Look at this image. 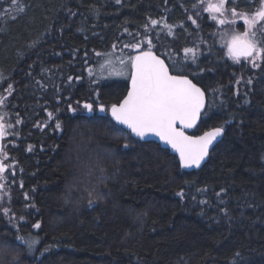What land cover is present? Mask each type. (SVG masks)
Here are the masks:
<instances>
[{
	"label": "trees",
	"instance_id": "trees-1",
	"mask_svg": "<svg viewBox=\"0 0 264 264\" xmlns=\"http://www.w3.org/2000/svg\"><path fill=\"white\" fill-rule=\"evenodd\" d=\"M256 3L239 0V11H254ZM194 4L0 0V96L7 97L0 113L16 133L9 145L26 135L34 149L20 145L22 157L12 155L14 167L0 181V195L13 193L5 205L17 218L10 224L0 212V264H264V67L252 76L231 66L211 37L213 22L193 14ZM151 20L161 24L152 29ZM145 35L162 58L167 52L182 60L183 48L194 45L202 52L188 72L208 107L192 135L223 126L224 136L196 172H182L155 144L133 140L98 106H82L97 93L106 108L126 95L128 81L97 75L92 82L88 69L98 68L95 53L119 56ZM16 235L39 240V251L27 252Z\"/></svg>",
	"mask_w": 264,
	"mask_h": 264
},
{
	"label": "snow or ice",
	"instance_id": "snow-or-ice-1",
	"mask_svg": "<svg viewBox=\"0 0 264 264\" xmlns=\"http://www.w3.org/2000/svg\"><path fill=\"white\" fill-rule=\"evenodd\" d=\"M12 3L16 4L17 0H12ZM116 3L119 4L120 0H116ZM199 4L201 10L208 13L216 24L229 26V30L223 34L222 38L225 40L224 47L230 60L234 63H241L243 59L249 62L253 68L264 67V0H257L254 11L247 13L239 11V0H199ZM193 7L196 8L197 5L194 4ZM20 11L22 12L23 9L21 8ZM196 15L199 17V12ZM188 19L192 24H197V20L192 16H189ZM238 19L243 21V26H246L244 31L236 30L235 25ZM159 24L161 21H150L152 29H155ZM144 27L147 32L149 25ZM163 27L168 29L167 35L173 34L172 25L164 23ZM133 40L135 42L123 45V48L131 50L127 55L124 54L123 48L119 56H116L115 52L95 53L100 58L97 60L99 73L95 72L93 68L88 69L89 76L94 77L92 82H97L95 77L97 75L103 77L105 72L107 77L125 78L128 81L126 95L107 108L112 119L117 124L126 126L133 135L141 139L149 135L159 137L161 141L170 145L178 153L181 167L199 168L201 162L208 156L209 147L224 132L223 126L212 128L199 136L189 135L185 131L196 126L202 113L208 107L205 91L198 87L193 79L189 78L190 73L188 72L189 68L197 64L202 52L198 46L194 45L183 48L182 60L172 59L171 54L167 52L163 54L165 58H162L153 52L155 45L149 36L145 35L140 40L133 37ZM112 48L115 49L116 45H112ZM85 56H87V52ZM166 59L172 60V63H166ZM191 75L195 76L196 73L193 72ZM67 79L71 86L73 77L68 76ZM75 79L79 80L80 77L77 76ZM236 83L239 84L240 81L237 80ZM247 83L251 84L252 80L249 79ZM6 91L8 95L12 94L11 84L8 85ZM96 95L97 99L85 102L82 105L83 108L92 112L96 105L100 112H105V104L98 103L99 94ZM6 100L7 97L0 96V108L6 107ZM76 103L79 105L80 102L77 100ZM67 106L70 111H76L71 100ZM6 115L7 112L0 113V140L6 139L10 134H16L9 132L13 125L5 120ZM48 118L55 119L54 114L48 112ZM16 123H21L18 114ZM55 127L57 129L61 127L58 120ZM28 150H32L31 146ZM8 159L4 145L0 144V181H5L7 179L5 173L9 168L14 167L5 163ZM12 175L14 176L15 173L12 172ZM0 189H5L4 183H0ZM176 194L181 198L185 196L183 190ZM5 195H0V202L4 201ZM10 199L8 196L9 201ZM193 199L195 198L193 197ZM201 203H207V201H201ZM11 211L9 207L0 208V212L10 224L14 219H17L14 215H10ZM18 219L23 221L25 217L20 216ZM14 227L17 226L14 225ZM32 227L39 229L41 225L37 222ZM15 240L24 245L27 252L39 251L37 245L40 242L37 239H27L16 235ZM49 251V248L44 249L45 253Z\"/></svg>",
	"mask_w": 264,
	"mask_h": 264
},
{
	"label": "rangeland",
	"instance_id": "rangeland-1",
	"mask_svg": "<svg viewBox=\"0 0 264 264\" xmlns=\"http://www.w3.org/2000/svg\"><path fill=\"white\" fill-rule=\"evenodd\" d=\"M197 7L194 8L193 10V14H196L197 12H199L200 15H206L208 20L213 22L214 24V29H213V32L211 34V37L212 39L215 41V45L217 46V48H219L221 51H223V53L225 52V55H226V48L224 47L225 45V40L222 38L223 37V34L229 30V26L225 25V26H220L218 24H216L213 20H211V18L209 17V14L206 13V12H203L201 10V7H200V4H199V0H193ZM189 16H192L191 14H189ZM193 18V17H192ZM191 21V20H190ZM235 28L237 31H244L246 29V26H243V21L242 20H237V23L235 25ZM128 51V49H127ZM227 56V55H226ZM113 59H115V57H113ZM227 59L229 60L231 66L235 67L237 71L240 70L241 67L243 68H246L248 70H250L251 72V75H255L256 72H258L259 68H253L252 65L247 62V61H244L243 59L241 60V63H234L232 60H230L228 57ZM118 66V65H117ZM97 73H99V69L97 68L96 70ZM100 77V76H99ZM103 79H107V80H112V81H127L125 78L123 77H107V73L105 72L104 73V76L101 77ZM262 79V78H261ZM101 80H99L100 82ZM100 112V111H98ZM104 114H107L108 113V110L106 108V111L105 112H102ZM27 238V237H25ZM31 239H34V238H31ZM4 258V256L2 257Z\"/></svg>",
	"mask_w": 264,
	"mask_h": 264
},
{
	"label": "water",
	"instance_id": "water-1",
	"mask_svg": "<svg viewBox=\"0 0 264 264\" xmlns=\"http://www.w3.org/2000/svg\"><path fill=\"white\" fill-rule=\"evenodd\" d=\"M197 86H198V85H197ZM198 87H199V86H198ZM205 95H206V94H205ZM206 105H207V99H206ZM206 108H207V107H206ZM205 111H206V109H205ZM205 111H204V112H205ZM204 112L202 113V115L204 114ZM202 115H201V118H202ZM109 116H110L112 122H113L117 127L121 128L124 132L128 133L132 139L137 140V141H139V142H141V143H152V144H155V145L158 146L161 150H163V151H167L168 154H169L170 156L176 158V160H177V162H178V165H179L180 169H181L182 171H184V172H193V171H198V170H200L201 167H203V165L207 162L211 150L214 148V146H215L216 144H218V143L222 140V138H223V136H224V133H223V134H222L220 137H218V138L213 142V144L209 147V153H208V156L205 158L204 161L201 162V166H200L199 168H196V167L184 168V167H181L180 164H179V155H178V153H176L175 150H173V149L171 148L170 145H166L163 141H161V140L159 139V137H157V136H155V135H149V136H146V137L143 138V139H141V138H139V137H136L135 135H133V134L130 132V130H129L126 126H124V125H120V124H117V123L112 119V117H111V115H110V112H109ZM200 122H201V119L197 122V124H196V126H195L194 128L186 129V130H185L186 133L189 134V135H192V134L195 132V130L197 129V127L199 126ZM200 135H203V134H200ZM198 136H199V135H198ZM0 144H1V140H0Z\"/></svg>",
	"mask_w": 264,
	"mask_h": 264
},
{
	"label": "flooded vegetation",
	"instance_id": "flooded-vegetation-1",
	"mask_svg": "<svg viewBox=\"0 0 264 264\" xmlns=\"http://www.w3.org/2000/svg\"><path fill=\"white\" fill-rule=\"evenodd\" d=\"M43 127H44V126H37V130L41 131ZM51 127H54V126H51ZM6 140H7V143L5 144L4 147H5V151L8 153V157H9V159L6 160L5 163H6V164H10V165H12V164H11V160H13L12 155L17 154V158H18L19 160H20V158L22 157V153H20L19 150H20V147L24 145V143H26V145H24V146H25V149H26L27 151H29V150H28V149H29V146H31V149H32V146H33L32 144H30V143L27 142V140H26V135H25L24 141L20 142L19 145H9V138L6 137ZM20 145H21V146H20ZM33 150H34V149H32L31 151H29V153H32ZM39 152L41 153L40 149H39ZM10 170H11V168H9L8 171H10ZM12 194H13V193H12ZM12 194H11V195H12ZM3 195H5V193H4ZM11 195H8V193H7V195H5V199H4V201H2L1 203H2L3 205H5V204H7L8 202H10V201L8 200V196L11 197Z\"/></svg>",
	"mask_w": 264,
	"mask_h": 264
},
{
	"label": "bare ground",
	"instance_id": "bare-ground-1",
	"mask_svg": "<svg viewBox=\"0 0 264 264\" xmlns=\"http://www.w3.org/2000/svg\"><path fill=\"white\" fill-rule=\"evenodd\" d=\"M211 130V129H210ZM224 133V132H223ZM134 140V139H133ZM179 166V165H178ZM180 168V167H179ZM181 170V169H180ZM182 171V170H181ZM182 172H184V171H182ZM193 172H196V171H193Z\"/></svg>",
	"mask_w": 264,
	"mask_h": 264
}]
</instances>
